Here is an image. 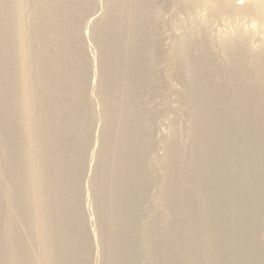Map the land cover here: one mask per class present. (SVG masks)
Masks as SVG:
<instances>
[{"label": "bare ground", "instance_id": "obj_1", "mask_svg": "<svg viewBox=\"0 0 264 264\" xmlns=\"http://www.w3.org/2000/svg\"><path fill=\"white\" fill-rule=\"evenodd\" d=\"M195 9L0 0V264H264V0Z\"/></svg>", "mask_w": 264, "mask_h": 264}, {"label": "rangeland", "instance_id": "obj_2", "mask_svg": "<svg viewBox=\"0 0 264 264\" xmlns=\"http://www.w3.org/2000/svg\"><path fill=\"white\" fill-rule=\"evenodd\" d=\"M215 1H218V0H184V2H186L192 8L193 7H195V8L197 7V9L187 11L186 14H181L180 15V14L177 13L176 15H173L172 17H169V20H170V18H173V17H174L173 18L174 21H177V22H181V20H183V19L187 20L188 22H190V28H192L193 25H196V24L199 23L198 21H200L201 18H205L206 17L205 16V14H207L206 5L210 4V2H215ZM96 9H99V7H97ZM220 19H224V17H220ZM248 22H249L248 23L249 25H253L254 24L256 26V29L258 30L257 23H256V21L253 18H248ZM181 23L180 24L177 23V27L178 28H176V30H179L180 32L182 31V27L180 26ZM84 25L85 24H83V27H84ZM179 27H180V29H179ZM87 35L88 34H86L84 32L81 33V36L83 38L84 37H88Z\"/></svg>", "mask_w": 264, "mask_h": 264}]
</instances>
